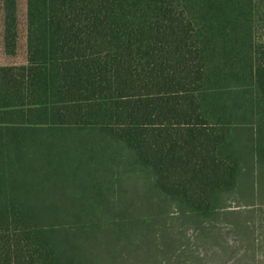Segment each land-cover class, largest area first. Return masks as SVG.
Masks as SVG:
<instances>
[{
  "label": "trees",
  "instance_id": "16d2710c",
  "mask_svg": "<svg viewBox=\"0 0 264 264\" xmlns=\"http://www.w3.org/2000/svg\"><path fill=\"white\" fill-rule=\"evenodd\" d=\"M47 4V62L0 68L48 93L44 124L0 122V264L163 259L161 224L264 168V0Z\"/></svg>",
  "mask_w": 264,
  "mask_h": 264
},
{
  "label": "rangeland",
  "instance_id": "374dc122",
  "mask_svg": "<svg viewBox=\"0 0 264 264\" xmlns=\"http://www.w3.org/2000/svg\"><path fill=\"white\" fill-rule=\"evenodd\" d=\"M47 22V0H0V65L21 68L46 63ZM24 76H0V106L5 102L11 105L13 115L19 120L10 121L44 124L46 79ZM33 105L37 107L26 109ZM7 111L5 113L9 114L10 110ZM173 218L166 226L161 224L167 230L161 229L158 233L157 243L163 259L155 254L153 261L138 260L137 254L132 253L133 246L119 263L264 264V168L257 164L244 172L226 207L211 220H198L180 227L173 225V221L176 222Z\"/></svg>",
  "mask_w": 264,
  "mask_h": 264
},
{
  "label": "crops",
  "instance_id": "0c3cea01",
  "mask_svg": "<svg viewBox=\"0 0 264 264\" xmlns=\"http://www.w3.org/2000/svg\"><path fill=\"white\" fill-rule=\"evenodd\" d=\"M2 67H7V65H6V66H4V65H0V68H2ZM22 67H25V66H22ZM24 77H25V76H24ZM3 78H7V77H3ZM4 105L11 106V105H9L7 102H5ZM1 107H2V105H1ZM20 108H23V109H24V106H22V107H20ZM3 111H4V112L0 114V122H14V121H10V119H18L17 117H15V116L12 115V114H8V115H6V113H5L6 110H3ZM18 120H19V119H18ZM21 123H24V122H21Z\"/></svg>",
  "mask_w": 264,
  "mask_h": 264
}]
</instances>
